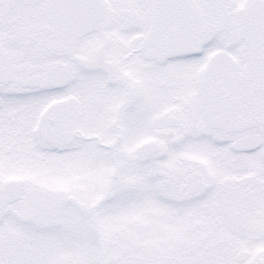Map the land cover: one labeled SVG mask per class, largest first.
<instances>
[{"label":"snow or ice","instance_id":"snow-or-ice-1","mask_svg":"<svg viewBox=\"0 0 264 264\" xmlns=\"http://www.w3.org/2000/svg\"><path fill=\"white\" fill-rule=\"evenodd\" d=\"M0 264H264V0H0Z\"/></svg>","mask_w":264,"mask_h":264}]
</instances>
